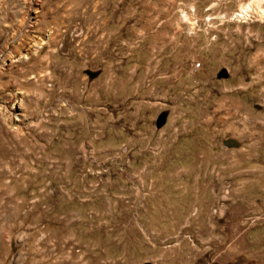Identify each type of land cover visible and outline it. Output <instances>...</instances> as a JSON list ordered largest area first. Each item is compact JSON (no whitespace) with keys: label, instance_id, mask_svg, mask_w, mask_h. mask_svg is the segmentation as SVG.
I'll list each match as a JSON object with an SVG mask.
<instances>
[{"label":"rangeland","instance_id":"rangeland-1","mask_svg":"<svg viewBox=\"0 0 264 264\" xmlns=\"http://www.w3.org/2000/svg\"><path fill=\"white\" fill-rule=\"evenodd\" d=\"M0 264H264V0H0Z\"/></svg>","mask_w":264,"mask_h":264},{"label":"water","instance_id":"water-1","mask_svg":"<svg viewBox=\"0 0 264 264\" xmlns=\"http://www.w3.org/2000/svg\"><path fill=\"white\" fill-rule=\"evenodd\" d=\"M87 73L90 78H94L99 74V72L91 71V70H88ZM228 76L229 74L226 70H222V72L219 73L218 75L219 78L228 77ZM167 118H168V113L166 111L162 112L156 120V127L161 128L163 125H165V123L167 122ZM224 144L229 147H238L240 145V143L237 140L232 138L225 140Z\"/></svg>","mask_w":264,"mask_h":264}]
</instances>
